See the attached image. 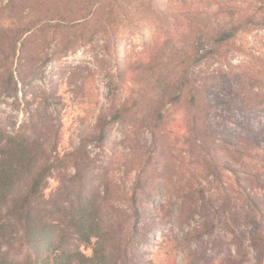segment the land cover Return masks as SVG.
I'll return each mask as SVG.
<instances>
[{
  "label": "rangeland",
  "instance_id": "rangeland-1",
  "mask_svg": "<svg viewBox=\"0 0 264 264\" xmlns=\"http://www.w3.org/2000/svg\"><path fill=\"white\" fill-rule=\"evenodd\" d=\"M93 2L64 0L60 5L77 9L73 16L82 18L90 15ZM50 29L52 33L63 32L56 37L58 45L52 41L48 49L53 54L56 45L58 52L37 71L34 85L19 83L11 97L0 95V134L3 131L46 141L61 155L78 152L69 159L73 163L68 169L53 173L42 204L55 246L92 254L96 240L85 242L73 221L78 204L88 201L103 241L100 249L106 251L98 264H264V255L259 256L251 240L264 239V218L254 214L250 204L237 194L233 177L228 175L230 183L222 186L196 163L181 105L170 110L155 137L139 114L136 123L110 124L107 141L100 143L98 139L96 124L101 110L122 103L132 90L139 93L145 87L144 81H139L144 76L139 69L147 60V40L155 31L142 23L138 32L122 31V46L117 51L111 39L101 35L84 45L74 43V51L65 56L62 52L67 41L63 37L67 31L57 20L51 22ZM242 43L264 53L262 32L249 34ZM231 63L242 66L238 75L243 78L244 94L250 95L253 87L243 72L252 73L254 58L236 54ZM130 66L134 73L127 72ZM121 67L125 80H116L111 91L108 76L118 75ZM216 68L213 64L208 70ZM231 88L217 87V93L226 96ZM222 115L223 119L264 122V113L232 114L225 106ZM230 156L222 153L227 160ZM75 162L80 164L78 170ZM24 180L19 175L15 181L0 183V224H4L0 229V264H11L12 258L27 253L13 216L1 209ZM139 180L142 188L137 190ZM88 182L92 188L87 190ZM201 189L210 200L197 202L198 197L189 195ZM132 199L142 213L139 218L131 214ZM148 206L152 211L143 213ZM74 260L77 258L71 257L66 264Z\"/></svg>",
  "mask_w": 264,
  "mask_h": 264
},
{
  "label": "trees",
  "instance_id": "trees-1",
  "mask_svg": "<svg viewBox=\"0 0 264 264\" xmlns=\"http://www.w3.org/2000/svg\"><path fill=\"white\" fill-rule=\"evenodd\" d=\"M63 1L7 0L0 4V95L11 97L19 83L31 87L41 66L53 60L57 46L53 54L48 49L52 41L58 45L56 37L63 32L52 33L51 22L59 21L67 31L63 37L67 41L62 52L65 56L74 51V43L84 45L101 35L108 36L117 51L122 46V31L138 32L143 23L155 31L147 40L148 57L139 69L144 75L139 81L143 80L145 87L139 93L132 90L122 103L101 110L96 124L100 143L107 141L110 124L136 123L139 114L155 137L170 110L181 105L196 163L222 186L230 183L228 175L233 177L237 194L250 204L254 214L264 218V122L223 119L222 115L224 106L232 114L264 113V53L242 43L251 33L264 34V0H94L90 15L82 18L73 16L75 8L63 9ZM236 54L251 55L255 60L252 73L243 72L253 87L250 95L244 94L243 78L238 75L242 66L231 63ZM213 64L218 68L209 72ZM122 69L118 75L108 76L111 91L116 80L124 82ZM133 69L130 66L127 72L134 73ZM217 87L232 88L223 96ZM228 126L233 129L229 131ZM223 152L231 155L229 160L222 157ZM76 154L73 150L61 155L46 141L1 132L0 183L15 181L19 175L25 178L1 208L13 216L20 228L17 235L27 249L25 255L12 258L11 264H66L71 257L77 258L71 264H98L106 255L105 249H100L103 241L88 201L78 204L73 221L85 242L96 240L90 256L55 246L43 218L49 179L54 172L68 169L73 163L69 159ZM79 165L75 162V169ZM136 186L141 189L142 182ZM85 188H92L91 183ZM189 195L198 197L197 202L210 200L202 189ZM129 205L132 216L141 217L135 199ZM143 211L152 209L148 206ZM251 240L253 249L263 256L264 239Z\"/></svg>",
  "mask_w": 264,
  "mask_h": 264
}]
</instances>
